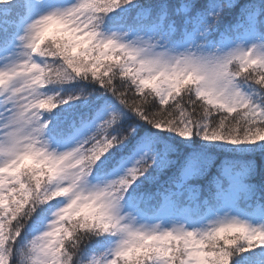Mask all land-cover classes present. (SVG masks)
Returning <instances> with one entry per match:
<instances>
[{
  "label": "trees",
  "instance_id": "obj_1",
  "mask_svg": "<svg viewBox=\"0 0 264 264\" xmlns=\"http://www.w3.org/2000/svg\"><path fill=\"white\" fill-rule=\"evenodd\" d=\"M31 4V0H0V49L10 44L19 32ZM92 4L93 26L99 29L130 27L145 31L148 24L161 19L180 28L184 22L202 19L213 25H209L212 32L208 31V38L221 35L220 30L226 25L243 20L249 23L246 16L252 9H259L258 18L264 16V0H93ZM53 25L34 51L43 66L41 112L48 116L51 125L48 131L53 137H65L75 126L103 112L100 126L82 144L88 174L109 173L144 140H149L147 155L114 186L115 195L123 202L152 215L169 198L176 213L187 208L192 217L199 218L222 203L223 193L230 189L226 172L240 170L244 186L238 192L237 207L246 212L257 207L264 209V72L260 82L253 77L244 78L237 71L239 84L249 91V101L242 107L222 106L201 92L200 86L187 87L186 93L178 92L176 87L164 101L162 89L155 85L157 82L148 83L142 78L144 74L136 60L117 50L94 49L99 47L96 43L76 45L73 33L61 24ZM59 66L69 70L70 79L58 76ZM3 87L0 80V101ZM68 101V108L75 107L66 114H63L66 110L58 112L51 107L52 102ZM105 141L106 155L97 154L98 146ZM191 161L196 165L186 176L183 170ZM29 164L36 166L33 194L38 201L32 212L39 204L47 206L46 217L39 221L36 231L32 225L44 212H34L30 224L10 225L15 207L19 209L21 204L22 209L26 207L22 197L28 196L32 179L27 171ZM17 173L18 178H9L0 191V264H37V233L67 194L54 192L60 172L46 161L26 159ZM104 215L101 207L89 206L63 216L62 233L76 221L87 225L81 234H74L77 239L72 250L62 249L63 254H55L53 264H90L93 255L97 264H102L105 247L119 235L115 224L107 222L109 219ZM228 233L221 238L225 247L222 262H215V249L209 245L220 247V242L216 244L214 235L205 237L204 264L264 262V239L255 244L247 235ZM259 235L264 238L263 234ZM142 240L136 241L138 245L132 252L149 253V263L145 264H157L164 251L168 264H187L189 247L184 242L171 244L170 240L165 246L154 242L149 246ZM168 245H171L169 249ZM131 254L119 258L116 264L127 262Z\"/></svg>",
  "mask_w": 264,
  "mask_h": 264
},
{
  "label": "rangeland",
  "instance_id": "obj_2",
  "mask_svg": "<svg viewBox=\"0 0 264 264\" xmlns=\"http://www.w3.org/2000/svg\"><path fill=\"white\" fill-rule=\"evenodd\" d=\"M87 1L34 0L31 13L25 19L21 32L11 45L0 51V77L9 83L0 106V191L9 178H18L19 162L28 156L27 160L46 161L58 167L60 182L56 184L54 192L66 191L68 196L63 204L53 210L46 226L37 233V264H53L55 254H63L62 249L72 250L73 242L77 239L73 237L74 234H81L87 222L76 221L62 233L61 220L63 216L89 206L101 207L104 217L109 219L107 222L115 224L120 234L107 246L102 264H116L119 258H125L131 253L127 262L122 260V264H145L146 261L149 263V253L133 254V248L138 245L136 241L140 239H143L145 245L154 242L165 246L170 240L171 244L184 242L189 247L187 264H204L205 254L202 246L208 235L216 237L217 245L218 241L220 242V247L209 243L210 248L215 249V262H222L223 251L225 252L222 237L228 232L247 235L250 240L256 241L255 244L260 242L264 239L258 234L264 235V217L260 211L254 216H246L234 208L235 191L240 186L236 180H233L232 193L226 197L223 208L207 214V218L201 222L194 221L187 213L175 215L169 202L163 203L160 214L152 217H146L134 207L122 204L111 187L144 157L149 148L148 142L141 143L136 152L106 178H86L83 171L85 160L82 159L79 143L85 133L99 121L101 114L75 130L63 142L40 139L43 133L42 124L33 108L38 96L35 73L39 67L32 58L31 50L47 30L48 33L52 31L53 23L57 22L75 35L76 45L96 43L99 47L94 46V49L117 50L126 58L137 59L144 74L142 78L146 82H157L155 85L162 89L160 92L164 101H167L165 97L176 87L178 92L186 93L187 87L191 89L193 86H200L201 92L215 100L214 102L235 108L246 105L249 96L236 83V73L232 72L231 66L234 65L244 78L253 77L261 82L264 72V42L256 38L254 30L246 31L237 40L229 38L223 48L213 51L209 45L200 46L203 50H199L196 41L191 45L182 44L177 48H169L154 43L151 34L140 36L136 33H122L116 29L98 32L97 28L91 27L90 16L86 14ZM195 34L196 32L191 36ZM71 66L74 68L73 64ZM68 73L69 70L64 66L58 67L59 77L69 78ZM178 92L175 95H178ZM69 105L70 101L51 103V107L58 112L66 110L63 114L74 109L75 106L68 108ZM106 147L105 141L98 146L96 153L106 155ZM191 169L192 165H189L185 174H190ZM27 171L32 175L28 184V196H31V199L28 196L22 197L26 207L22 209L23 204L19 209L15 207L10 225L16 226L23 222L30 224L34 212L41 211L44 215L32 225L36 231L39 221L46 217L47 206L39 204L32 212L38 201L33 194L36 187V166L29 164ZM233 242L234 239L231 244ZM170 246L166 248L169 249ZM58 247L60 249H57ZM1 252L0 248V254ZM163 254L165 251L160 253L157 264H168V258ZM90 264H97L96 255H93Z\"/></svg>",
  "mask_w": 264,
  "mask_h": 264
}]
</instances>
